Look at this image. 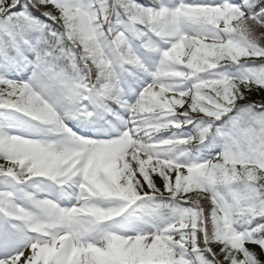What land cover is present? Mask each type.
<instances>
[{"label":"snow or ice","instance_id":"snow-or-ice-1","mask_svg":"<svg viewBox=\"0 0 264 264\" xmlns=\"http://www.w3.org/2000/svg\"><path fill=\"white\" fill-rule=\"evenodd\" d=\"M0 264H264V0H0Z\"/></svg>","mask_w":264,"mask_h":264}]
</instances>
